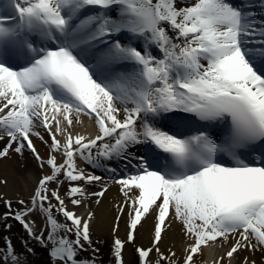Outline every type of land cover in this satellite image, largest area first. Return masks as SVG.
<instances>
[{
  "label": "bare ground",
  "instance_id": "6f19581e",
  "mask_svg": "<svg viewBox=\"0 0 264 264\" xmlns=\"http://www.w3.org/2000/svg\"><path fill=\"white\" fill-rule=\"evenodd\" d=\"M114 1L82 0V5L106 8ZM220 1L234 9L231 0ZM252 1H258L264 13V0ZM180 5L171 0L170 20L162 19L159 3L139 15L127 1L114 5V17L106 15L88 37L107 41L110 48L97 54L92 51L96 44L87 43L73 54L70 48L84 39L83 26L99 18L85 15L73 25L80 8L73 0H0V45H6L0 51V209L2 203H24L6 212L21 222L27 245L40 253L39 260L64 264L49 249L67 241L73 259L99 262L94 249L86 257L77 256L75 241L106 236L116 243L111 250L120 264H131L136 252L141 253L140 264H159L165 255L166 264H264V168L226 167L211 154H199L198 148L178 152L192 145L188 138L195 133L209 130L228 139L222 121L207 124L190 113L194 107L211 108L219 96L250 84H255L253 96H264V17L253 21L256 27L247 29L252 34L245 33L243 42L238 26L212 16L215 5L201 8L208 16H196L197 27L181 30L176 23ZM38 6L45 8L53 35L42 28V36L33 34L30 45L54 43L55 51L44 58L30 49L37 59L30 66L22 61L28 49L7 38L27 17L36 18ZM93 12L104 14L99 7ZM255 16L238 13L234 18L242 17L244 26L245 18ZM120 29L125 31L122 38L128 40L129 32L136 42L161 49L162 67L156 75L130 65L133 60L136 66L146 62L137 48L113 47ZM55 36L56 44L50 39ZM207 40L212 44L206 45ZM47 82L54 83V89L46 87ZM84 87L92 108L78 97ZM102 88L108 92L101 93ZM99 102L100 108L110 110L103 118ZM141 118L143 125H136ZM158 125L178 135L161 137ZM147 142L160 145L176 161L189 160L185 171L147 155ZM261 145L264 152V141ZM257 155L264 165V153H252L250 159Z\"/></svg>",
  "mask_w": 264,
  "mask_h": 264
},
{
  "label": "rangeland",
  "instance_id": "374dc122",
  "mask_svg": "<svg viewBox=\"0 0 264 264\" xmlns=\"http://www.w3.org/2000/svg\"><path fill=\"white\" fill-rule=\"evenodd\" d=\"M116 1V0H115ZM123 1H127L129 2L131 5H133L135 7V9L137 8V10H135L136 14H140L142 13V9L143 8H149L152 7L153 5H156L159 3V5H161V7L159 8V13L161 16H163L162 19H168L170 20V14H169V6L171 4V0H123ZM216 1V0H215ZM179 2L181 3V9H182V14L180 15V17H178L176 19V23L177 25L181 28V30H186L188 27L191 26H198V22L196 21V16L197 18L198 15H202V16H208L207 14H203L201 13V8H205L208 6H217L215 7V9H213L212 11V16L215 18H219V19H229L227 21H229L228 23L238 26L241 30V34L239 35V37H241V40L244 42V40L247 38L245 33H249L252 34V32H250V30H247L250 26L252 27H256L255 24L253 23V21L256 20H263L264 17V13H263V7L259 6L257 8H255V19L252 18H245V25L242 26V23L244 22V20L242 21V17L241 19L238 18H234L235 14H238V10L237 9H231L230 6L223 4L222 1L218 0L217 2H215V4L212 2V0H179ZM250 4L254 5L256 4L255 1L251 2ZM80 7V6H79ZM205 10V9H202ZM217 12V13H216ZM253 11H249L246 13H250ZM154 15H156V13H154ZM153 15V16H154ZM189 15H191V17H189ZM152 16V18H154ZM241 16V15H239ZM171 25V22H169ZM241 26V27H240ZM172 27V26H171ZM170 31V29H168ZM172 31H170L171 33ZM248 34V36H250ZM124 42V41H123ZM145 46V45H144ZM115 49H124L127 50L129 48H126V45H124V43H122L121 41L115 42L114 44ZM160 47V46H159ZM248 46H246L245 48H247ZM150 48V49H149ZM145 52L141 51V50H136V52H139L141 54V56H144L143 61L146 60V62H144V67L141 68V72L145 73V74H153L156 75L159 71V69L162 67L161 62H162V54H161V49L159 48H155L154 46H150ZM188 48V45H187ZM159 50V51H158ZM143 63V62H142ZM102 86V85H101ZM106 87V86H104ZM107 88V87H106ZM106 88H102L101 93L105 94V90ZM85 91V95H83V91ZM80 91V93H78V97H80V99L82 101H84V103L86 105H88L90 108H92L93 104L91 102L87 103L88 101L86 100V97H89V91L88 89H86L84 87V89H82ZM100 95V93H98ZM103 103H98L97 104V108H99V110L102 113V118L104 117V115H106V113L108 112V115L110 113V110L107 108H100L101 105ZM98 109H93V111H97ZM125 113L124 111H122V109H120V114ZM97 115H99V112L97 113ZM108 118H104L105 121ZM139 122L141 123V119L139 120ZM140 123H136L140 125ZM135 126V125H134ZM141 126V125H140ZM139 128V127H138ZM45 196L47 197V199H50L51 196V188L47 189V192H45ZM16 203V204H15ZM10 204V206L8 207L7 205L5 206L4 203H2L1 209H0V234L1 237L3 239L2 242L4 244H0V264H48L45 263L39 259H42L39 255L40 253L37 252V254H35L33 251V246L30 245L28 246V237L26 236V234L24 233L25 230L23 229V225L21 224L20 221H18L15 217L9 216V212H6V209H14V210H18L20 208H23L24 203L21 202H15ZM22 206V207H21ZM7 207V208H5ZM19 213L22 211H18ZM21 214V213H20ZM25 215V214H24ZM26 216V215H25ZM62 220H64V218H61ZM42 238V236H40ZM110 239V237H99L97 236V238L95 239H84L83 237H79L78 239H76L75 241V254L77 256H82V257H86L87 256V251L90 249H94L96 250L95 252H92L94 258H97L99 260V262H107V263H118L120 264V260L118 258V255L116 254V252L113 254L112 253V247H114L113 245L116 246V243ZM23 246V247H22ZM19 248V250H18ZM18 250V251H17ZM24 250V251H23ZM27 252L28 253V257L24 255V253ZM115 256V257H114ZM23 257H27L26 259H24ZM141 257V253L140 252H136L134 254V260L131 264H140L138 260H140ZM166 255L163 256L160 259V263L159 264H166ZM26 260H33L30 263H27ZM125 264V263H123Z\"/></svg>",
  "mask_w": 264,
  "mask_h": 264
},
{
  "label": "water",
  "instance_id": "95a60500",
  "mask_svg": "<svg viewBox=\"0 0 264 264\" xmlns=\"http://www.w3.org/2000/svg\"><path fill=\"white\" fill-rule=\"evenodd\" d=\"M72 248L67 242L54 243L50 245L49 253L52 257L61 258L64 264H115L101 263L89 260H75L71 256Z\"/></svg>",
  "mask_w": 264,
  "mask_h": 264
}]
</instances>
